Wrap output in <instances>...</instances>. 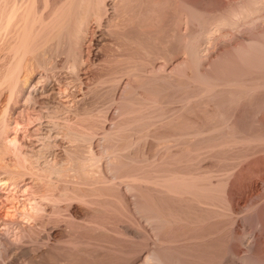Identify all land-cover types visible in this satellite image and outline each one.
<instances>
[{"label":"rangeland","instance_id":"1","mask_svg":"<svg viewBox=\"0 0 264 264\" xmlns=\"http://www.w3.org/2000/svg\"><path fill=\"white\" fill-rule=\"evenodd\" d=\"M105 1H106L105 2L106 10H104V12L106 14L103 13L104 15L102 16L99 23L98 22L96 23L93 20L90 22L88 26V32L86 33L87 36L85 35V42H83L82 46L79 48L80 50L78 49V52L79 53L81 52L80 55H82L81 59H83L82 61H84V63L82 62L81 64L83 66L78 68L77 70L78 73L76 70H73L71 67V64L73 62L72 61L73 56H72V52L70 53L71 49L69 50V47H68L69 44L65 42L66 39H63L65 38L64 36L63 38H61V40L60 39L57 40L58 42L54 41V43L50 42V43L43 45L45 48L42 47L41 45V47L39 48L40 49L39 54L41 55L39 56H42V55L44 56L39 57V59H37L38 61L36 60L37 62L33 59L32 55L31 56L29 55L30 58L27 55V58L25 59L24 63L28 65L29 70L30 69L34 70V74L32 76L33 79L31 78V80L33 81L31 82V84L27 85L26 90H24L22 96L18 98L20 99L19 100L20 102L17 100L18 102L12 105L14 106V108L11 107L12 110H9V114L11 115H8L9 116L8 120L9 121L11 120V124L13 125V126L11 125V127H13V129L18 128V130L16 131L14 130L11 133L9 132L10 137L11 138L17 137L16 139L18 140V142H20L19 144L21 146H24L23 148L25 149V152L27 151L28 153L29 152L31 153L30 150L32 148H37L39 145V143L36 141L37 139L34 134L37 133V131L38 133H41L43 131L42 129H41L42 131L40 130V123L42 124L46 122L47 120V118L45 119L44 117L42 120L37 119L36 117L41 115L39 114L40 111L44 109L45 107H47V105H49L50 108L52 107L54 109L55 107L56 110L58 109L61 111L60 112L57 110L59 113L58 115L59 117H61V120L65 119V121L63 120V122H65V124H68V125H65L59 119L58 121H60V123L64 124L67 127L69 126L73 129L75 128V130L78 127V130H76L78 132H80L81 129H83L82 132L85 131L84 129H86V131L89 130L90 132H92V139L90 136V139L92 141V146L90 143L91 141L89 140L87 146L90 145L91 148L88 146V148L90 149H87L86 151H82V149L79 148L80 146L79 144L74 143L70 145V143L68 142V139L64 135L59 134L56 136V140H55L56 146L54 149H51V150H48L49 148L46 150L44 149L43 150L44 152L42 151L43 153L39 152L42 154V155H39L40 157L31 153L32 155H35L36 158L38 159V160H35L36 158H34V156L33 158H30V160L33 159V162L29 160L31 164L32 163L35 164L37 161H40L39 165L43 166L42 164L48 161L50 163H54L58 165H60V163H62L61 165H66L68 164L66 163L68 160L70 161V159H73L71 158V154H69V152L72 153L73 155V153H77L81 151L83 153L80 152V153H77L76 155L80 154L82 155V157L84 156L93 157L94 156L96 159H98L97 160L98 162L100 160V162L98 163V166H102L101 168L104 169L106 168V165H107L106 161L109 162V158L106 154L103 153L104 152L103 145L106 143L104 139H102L103 134L104 132H108V131L113 132L114 130L118 129L117 131H115L116 133L119 132L121 134L122 132V134L125 136V133L127 132L128 136L130 135L129 137H131V139H133L134 141L133 143V141H131V139L126 134L127 136L126 138H129L130 139V140L128 139L129 142L131 141L133 145H131L130 148L127 147L128 151L121 150L122 153L121 152L120 153L122 155L130 154L128 155V157L125 156L126 158L124 157L123 158L126 160L131 159V162L129 161L130 163L133 162L132 160H134V162L136 161V163H134L133 165L131 164L129 166L130 163H125L126 160L124 161L122 158V160L124 161L123 162L124 165H122L124 166L123 170L124 168H129L131 166L132 167L134 166L133 168L137 172V173L135 172V174L143 175L144 173V172L142 173L143 168L148 167L150 168V170L152 168V170L157 169L158 171H165V170L166 171L170 170L173 172L176 171L177 173H181V175L184 173L186 174L192 173L193 175L194 173L196 175L201 174L202 179L204 177V175L202 177V174L207 172L211 176L209 177V174H205V176L208 175V177H204V181H206V183L208 181L209 183L211 182L212 184L211 183L210 185L209 183L207 184L213 188L207 192L210 193V192H213L211 190H214V193H213L214 196H209L212 198L209 199L208 197V200H207V196H206L208 194L207 192L206 194L203 193L201 195L202 192H200L199 194V192L197 193L195 189H192L194 190V192L191 191L192 196L191 194H189L190 193V190H189L188 191L189 193L188 192H187L188 194L185 193L187 195L184 194L183 199H180L184 201H180L179 198L174 197L178 200V202H176L177 200L174 199L173 201L172 199L171 200L172 203L175 202V204L174 203L171 204L170 202L167 203V200H166L165 207H167V204H168V207H170L171 210L176 209L177 211H179V213L183 215L181 217V215L179 214L181 218L187 217L186 219H188V217L190 218L191 216L195 219L194 216L200 215L198 217L200 219V217L203 215V218L201 217V219L203 220H200L199 222L197 221L198 223L197 222L195 223V221L193 222L194 219H192V222L190 221V224L186 220L188 224H185V222L183 221L185 219H181L183 221L182 224L179 225V223H181V220H180L178 224L174 225V227L176 226L175 228L172 227V229L167 230L166 232L163 231L164 233L161 232L159 233L160 235L158 234V236L155 237L154 233L151 230V227L148 226V224H146L143 221V219L140 218V216H135L133 212V208H134L133 202L135 199L133 195H135V193L134 194L130 193L125 188V185L123 183H121V185L119 184L120 187L119 189H117V191L119 192L116 191L114 193L115 195L113 194L114 195L113 197L103 196V200L107 199L108 202L110 203L104 206L105 203L102 202V206H99L100 208H102L101 211L99 210L100 213L102 214H100L99 212H98L99 214L95 213L97 211L95 212L91 211V210H94V208L92 207L96 208L98 207L97 205H100L98 203L97 205L94 204L91 207L90 204H89L90 206H87L88 204L80 202L79 200H73L71 202H68L69 207L67 206L63 207L62 215L64 214L65 217L64 215L63 216L61 215L60 218L62 219V222L60 220L58 222L59 225L57 223L55 225H52V226H55L54 229L56 228L57 230L51 229V230H45V231L29 230L28 225L30 222L28 221L26 222L24 218L19 217L20 213L19 211L16 210L17 208L22 209L24 207V203L27 204L28 202L27 199L31 197L33 198V196L36 193V188H34L35 185L32 184L34 186L33 187L31 185V181L27 180L26 183H24L23 185L21 184V186L19 185L15 190L13 189L14 186H11V184L9 186H6L5 188L4 186H2L0 188V241H1L0 243V264H29L30 254L36 255V254H39L40 252H44L46 249L48 250V248H50V250L52 251L51 253L56 254L58 251V254L60 255L62 259L66 258L65 256L68 253L67 255L70 254L71 258L74 257L73 259L75 260L78 259L76 261L81 262V263H84L86 260H89V261H86V263H89L93 259V261H95L96 263L101 262L100 264H102L103 262L106 261V263L104 264H107V262L112 261V259L114 261L119 260L120 258L125 256L128 252H131L132 250H138V253L140 251L139 254H143L145 253V251H147L148 248L160 246L161 244H163L162 243L163 241L164 243L165 241L167 243V241H171L174 239L176 240L174 242L172 241L173 244L171 242L172 246L174 247L172 249L174 251L176 250L175 252L179 250L176 254L175 253L174 254L178 256L180 260L182 259L183 264L185 263L187 264H264V144H262L264 143V140H262L263 142L260 140L261 138H264V110H263L264 102L261 101L262 104L259 106L260 108L261 106L263 107L262 111L258 110L259 107L257 105L253 107L249 106L248 108L249 116L247 114V117H246L247 119L249 117V119L248 120L246 119L247 127L246 126L244 127L243 129L245 132L244 133L242 128L239 130L240 127L235 126L237 124L233 122L234 120H232V118H230L232 111L228 109L226 103H229L227 101H231V98L228 99L229 96H225L227 95V91L228 92L230 91L229 89L232 90V87H231L232 82L233 84L237 83L238 87L232 84L233 87L234 86L236 87L234 89L237 91V89L239 88L238 83L240 81H241L240 86L241 84H242V87L243 85L245 86L244 88H241V89H245L247 88V86H250L251 88V85L254 83L253 81L256 80L255 83L257 84L254 83L252 85V88H254V85H255L256 89L254 88L255 90L254 89L253 90L254 92L256 91L255 92L256 95H254L255 93H253V96L251 98L252 99L260 98L264 100V94H263L264 93V86H263L264 76L262 77V75H264V62L262 63V61H264V54H261V52L264 53V47H262V45L264 46V0H157L158 4L159 3L161 4L159 5L157 4V6L153 5L155 7H152V8H155V10L154 9L153 10L156 12L153 13L154 15H150L149 19L147 18L149 15V12L145 10L147 9V7L145 6L149 5L148 0H146L148 5L144 3L146 2L144 0H135V1L126 0L127 1L126 3H122L121 0H105ZM168 1L170 2L168 3ZM161 7L163 9H161ZM165 7L167 8L169 7V9ZM142 12H144V14L147 16L146 17L147 19H142L143 17L145 18L144 14H143L144 16L141 15ZM166 13H167V16H165ZM138 14H140L141 18L138 17L139 16ZM135 15H138V16H135ZM155 15L159 17L157 18V20L158 19L159 20L158 21L156 20V23L153 21L157 17ZM152 16H154L155 19L151 18ZM179 17L182 18L183 20L179 19ZM133 18L135 20H133ZM138 18L141 21H139ZM150 18L151 20L153 19L152 21L154 22V24L151 22V25H150V21H151ZM221 19L222 21L225 20L223 21L224 23L221 21ZM134 21L135 22L138 21V22L135 23ZM180 21L181 23H179ZM140 23H142V28L144 27L145 29L142 30L141 26L137 27L138 26L137 24L141 25ZM152 24L154 27L152 26ZM227 24H230V25L232 24V25L230 26ZM145 25L146 26L149 25L148 26L149 28H146ZM188 29L190 30L188 31ZM202 30L203 31L205 30V31L203 32ZM210 30L211 32L212 30L214 31L211 33ZM181 31L183 32L185 31V32L181 33ZM198 31H200L199 34L203 33L204 35L197 34ZM174 32L179 38L175 35ZM192 32L194 35L192 34ZM188 34H192V36L191 35L189 36ZM174 35L176 36V38ZM193 36H194L195 42H193L194 41V39L192 38ZM200 36L201 37L203 36L204 38H201L202 39L201 40L199 38ZM176 39L178 40L177 43L175 42ZM196 39H198L200 44L198 43ZM156 40L157 41L159 40L158 43L160 42V45H157L158 43ZM180 40L183 42H180ZM183 43L186 46L188 45V48L184 46ZM191 43L193 44V46ZM251 47L252 49L250 50ZM260 47H262L263 50ZM189 49L192 51L190 52ZM193 49H197L199 52L197 50L193 51ZM253 49L256 50L255 55H257L259 51L260 53V54L258 53L259 57L255 58L256 57L254 55L255 50L253 51ZM144 50H145V53H144ZM158 52H160L161 55ZM251 53H253V55ZM153 54H154V57H153ZM177 54H179L180 56ZM188 54L191 59H189ZM190 54L192 55L190 56ZM2 56H3V53L0 54V58ZM193 56L196 59L193 58ZM182 57L186 58L185 60H186L187 67L185 66L184 70L189 68L188 69L189 71L188 70L182 71L183 73H185V74L182 73L183 75L181 74L180 71H178V73L180 74H177V72H174V71H169L170 70L169 68L171 67V65L174 64L177 60L181 59ZM187 57H188V60H187ZM138 58H141V59H138ZM48 60H49V63H48ZM141 60L143 61L141 62ZM187 61L188 63H190L189 65ZM40 62L42 65L40 64ZM150 62H152V64ZM155 62H157V64ZM1 63L2 61L0 62V64ZM138 63L141 64L142 66L139 65ZM158 64L161 66V68L164 66L162 68L163 70L159 71L160 73L158 72L157 69H154V67L158 66ZM161 64H163V66ZM250 64H253V65L250 66ZM149 68L151 72H149ZM234 69H235V74H232L231 72L234 71ZM236 70L238 71L237 73L238 75L236 74L237 72ZM246 70H247V73H246ZM156 71L159 74L156 73ZM25 72L27 73V71ZM144 72L147 74H145ZM26 73L23 72L22 76H25ZM149 73L150 74L153 73V75H150ZM192 74L195 76H193ZM178 75H182L183 77L181 76V79H180L178 78L180 77ZM229 75L230 76L234 75L232 76L233 80ZM239 75L240 76L242 75L241 76L242 78ZM152 76H154L155 78ZM191 76H193L192 79H194L195 77L196 78L198 77L197 80L199 78H202V79H199L198 81L201 82L202 80L203 83L197 84L198 82H196V78L194 80L192 79L190 80ZM201 76H204L205 78ZM149 77H150V80H148ZM22 78L24 79V77ZM203 78L205 79V81ZM185 79L189 81H186ZM212 79L214 80L213 82H212ZM249 80L252 81L253 83L250 82ZM193 81L195 82L193 83ZM209 81H211L212 83H210ZM245 82H248V83H246L245 85ZM195 83H196V86L194 85ZM204 83L207 84L208 87L207 85L206 87H204L205 86L203 85ZM214 83H217V84H214ZM260 83L263 84L262 87ZM221 84H222V87H218V86H221ZM210 85L212 87H210ZM225 85H226V88H225L226 92L223 89ZM190 86L192 88H190ZM205 88L206 90L207 88H210V90L208 89L209 92L207 91V94H205L206 93ZM257 88H259V91ZM203 90H205L204 91L205 93L203 92ZM194 92L195 93L197 92V94L199 93L198 95L200 96H198ZM180 93H181V96H180ZM201 93L204 94V96L201 95ZM218 93L220 94V96L218 95ZM259 93H261L262 95ZM186 95L188 97H191L192 99L188 97L187 98L191 100H187V98L185 99ZM221 95L222 96L224 95L226 99L224 98V100H221L223 98ZM258 95H260V97H258ZM153 97L157 99L155 100ZM146 98L149 99L148 102ZM152 99L154 100V102ZM186 100L188 103L187 102L185 103ZM197 102H199V104ZM41 103L44 106L43 108L41 107L42 106ZM189 103L192 106L193 105H196V106H193L192 108V106ZM155 104L157 106L159 105L158 108L159 107L160 108L159 109L156 108L157 106ZM149 105L155 109L151 108ZM0 106H1L0 107V111H1L3 108V105H0ZM185 107L186 108L189 107L188 109L190 110L186 109ZM221 107L223 109H220ZM50 108H48L49 110L47 108L42 110V114L46 113L47 110L49 112L51 110ZM182 108L186 110V111L184 110L185 113L184 111H182ZM253 108H256V110L255 109L253 110ZM157 109L159 111H157ZM213 109L214 110L216 109L215 111H217L218 109L219 110L215 112ZM176 111L179 113L177 114ZM180 111L182 113H180ZM220 112L221 114L226 113L223 118L225 120L228 117L226 121L228 122L229 125L223 119H220V121L218 120L219 121L218 123L216 122L217 120H215L216 123L213 121L212 123H214L215 125L211 123L208 117H210L211 115H214L215 113H216L215 115L220 116L221 115ZM258 112L261 114H259ZM121 114L122 115L124 114L125 116L122 117ZM167 114H169L171 118ZM162 115H164L165 118ZM29 118L32 120L28 121ZM173 119H177V120L175 121ZM129 120H131L132 122ZM164 120L166 122L168 121L167 124H165L166 122ZM125 121L127 122L129 121L128 123L132 124V126H129V124L127 122L125 123ZM16 122L19 125L20 124L22 125L19 126ZM163 122L165 126L163 125ZM171 122L172 123L174 122L175 123V124L173 123L174 125L182 122V125L184 124L186 128L184 127L183 128L184 131L183 129H181L182 130L181 131L180 128H177L176 126L174 127V125ZM208 122L210 124H208ZM205 123L207 124L205 125ZM251 123H252V127H251ZM119 124L121 126H119ZM122 124H124V126ZM169 124L170 125L172 124L173 126L172 125L170 126ZM125 125L129 126L130 128H127ZM182 125L180 124V126ZM217 126L218 128H216ZM124 127H125V130L127 128L126 131L124 130ZM132 127L134 128L132 129ZM200 127L201 128L203 127V128L201 129ZM212 127L215 130H211ZM228 127H230V130H227L229 129ZM189 128H192L193 130L198 129L199 131L201 132L203 131V132L200 135H195L193 134L194 131ZM121 129L122 131H120ZM129 129L130 130L132 129L134 132H131L132 130L130 131ZM176 129H178L180 133H183L185 131L187 132V133L185 132V135L183 133V136H184V138L182 136L183 140L182 138H178L179 136L177 137V135H180V134H178L179 132ZM220 130L221 131L223 130L224 132H221ZM234 130L236 132H234ZM89 131L88 133L91 134ZM213 131L214 133L217 131L216 133L217 135L213 134ZM30 133L33 135L31 136ZM225 133H227L228 135ZM250 133L251 135H249ZM241 134H242V137H241ZM243 135L245 136V139H243L244 137ZM250 136L253 138L255 137L254 139L252 138L253 144H250L252 143V141L249 142L251 140ZM167 137H169V139H172V140H169L170 142L168 143V146L167 145L164 146L163 140L167 139ZM199 137H201V139ZM256 138H259L257 139L258 143H255ZM185 139H188L187 143H186L187 140L185 141ZM242 139L245 141H243ZM175 140L177 143L174 142ZM171 141L174 144H172ZM234 141L236 145L234 144ZM259 141L262 143H259ZM230 142L233 143L234 146L232 144L230 147V144H231ZM241 142L243 144H241ZM188 143L190 144L188 145ZM224 143H230V144L226 146V144ZM185 144L187 145L185 146ZM191 144L193 146H191ZM194 144L196 145V147H194L195 146ZM199 144H202V145H199ZM241 145L244 146L245 148L242 147ZM76 146L78 148H76ZM188 146H190L191 148H189ZM194 148L198 149V151L194 150ZM190 149L192 152L191 151L189 152ZM49 151H51V153ZM123 151L125 152L123 153ZM49 153L52 155H50ZM29 157H32V156H29ZM53 157H54V160H53ZM72 157H77V156L73 155ZM143 158H145V160ZM8 160L10 161V159ZM11 162H12L11 164L10 162L8 163L11 166L12 165L14 166L15 162L14 163L13 161ZM39 165L37 164V166ZM125 165H127V167ZM34 166L37 167L36 164ZM139 167H141V170L137 171L140 169ZM133 168L131 169L133 170ZM103 169H102V173L104 171L106 172V170L103 171ZM146 171L145 173H147ZM106 173H103V175L104 174L106 175V177L105 175L104 177L106 178V181H107V179L108 180L111 179V174L109 173L106 174ZM1 175L2 174L0 172V179H4V175L2 176ZM69 175L72 177V179L71 177H69ZM69 175L66 176L67 181L65 180V177L61 180L57 179L56 181L59 183L61 181V184H60L61 186L65 185V186H69V188H73L72 186L74 187L80 186V183H78L79 181H77L78 179L76 178V180H74L75 177L72 175V173H69ZM68 178H70L69 179L70 182H68ZM205 178H208L209 180L207 181V179L205 180ZM202 179L200 180L201 182H202ZM62 181L64 183H62ZM71 181H72V184H71ZM117 181L119 182V180ZM65 182L67 183V185ZM200 183L198 184V181H197L198 185H200ZM204 186L206 187L207 185L205 184ZM29 187L31 190L29 189ZM87 187L88 188L90 187L91 189L92 186L89 185ZM26 189H28L29 192ZM34 190L35 192H32ZM153 190H154V195L156 193V198L159 200L161 199V202H165V201H162L161 196H158L161 193L159 192L158 194V191H155V189ZM27 192L30 195H27ZM149 193L153 194L152 191H150ZM194 193L196 195L198 194L201 195V196L199 195L196 196V198L201 197L203 201L205 200L204 202L209 201L208 205L213 204L211 205L212 207L209 205L207 206L208 208H206L205 206L207 204L205 203H204L205 206L204 204H202L203 206H199L197 208L193 207L191 205L192 203L190 204V202H192L191 201L192 198L195 197V195H193ZM213 194L211 193L210 195H213ZM204 195L206 197H202ZM187 201H190V202H187ZM210 201L212 203H210ZM170 204L173 206H169ZM185 204H189V206ZM192 208H195L197 210L192 209ZM204 208H206V210L213 208L215 213L213 212L212 209L211 211L214 213V215L210 211L207 212L208 210L206 211ZM205 211L207 213H212L211 215L213 216L211 217L210 215V217L209 216L207 217V213ZM186 212L187 214L190 213V216L186 215ZM192 213L193 215H191ZM11 215H17L16 219L18 220L15 219V222L12 221L14 218ZM69 216H73L75 218L77 217L78 219L77 218L76 219L78 221H81V220H82L81 222L86 221L87 224H88V221H92L94 218L98 219V221L100 220L101 223L106 222L108 224L106 223L103 224L105 225L104 227L106 228L103 230H82V231L74 230L75 232L74 233V232H71L73 230H69L70 228L67 227L68 222L71 221V217ZM134 217H136V219ZM21 227L23 228L25 227V228L22 229ZM32 232H35L36 237L34 236L33 238H31ZM70 234L75 239L74 245H70V247H68V245L66 244L63 245L62 243H60L63 241H67ZM41 236L49 237L47 238L48 241L45 242L44 246H43L44 243L41 242V238H42ZM174 236L175 238H173ZM176 236L178 238H176ZM47 242H50L49 246H47L48 245ZM168 243H167V246H168ZM4 244L6 245L3 246ZM51 246L53 248H51ZM64 246H66L67 248ZM74 246H77V247H74ZM57 248L59 249L57 250ZM68 251H71V252H68ZM133 258H131L130 260H133ZM80 259H83V260L80 261ZM187 259H188V262H187Z\"/></svg>","mask_w":264,"mask_h":264},{"label":"bare ground","instance_id":"2","mask_svg":"<svg viewBox=\"0 0 264 264\" xmlns=\"http://www.w3.org/2000/svg\"><path fill=\"white\" fill-rule=\"evenodd\" d=\"M129 1V0H128ZM135 1V0H134ZM144 1H146V0H144ZM105 0H0V54H2L3 53V58L1 57L0 58V62L2 61V65H1V67H0V105H3V108H2V112L0 113V172H1V174L2 175H4V179H0V188L2 187V186H4V188L6 187V186H9L10 184H11V186H14V190L20 185L21 186V184L23 185L24 183H26V181L27 180H30L31 181V185L33 184V185H35V187L34 188H36V193H35V195L33 196V195H31V196H33V198L31 197V198H29V199H27V204L26 203H24V207L22 208V209H20V208H17L16 210L17 211H19V217H21V218H24L25 220H26V222L28 221V222H30L29 223V225H28V229L29 230H43V231H45V230H51V229H53V230H55L54 229V227L55 226H52V225H55L56 223L58 224V222L61 220V222H62V219L60 218L61 217V215H62V209H63V207H65V206H67V207H69V205H68V202H71V201H73V200H79L80 202H83V203H85V204H88L87 206H90L91 205V207H92V205H97V203L98 204H100V205H97L98 207H92V208H94V210H91V211H93V212H95V211H97V212H95V213H97V214H99L100 213V211L102 210V208H100L99 206H102V202L103 203H105L104 204V206L105 205H108V203H110V202H108V200L107 199H104L103 200V196L105 197H107V196H109V197H113L115 194V192L117 191V189H119V184L121 185V183H123L124 185H125V188L130 192V193H135V195H133V197L136 199H134V208H133V212H134V214H135V216H140V218L141 219H143V221L146 223V224H148V226H150L151 227V230H152V232L154 233V235H155V237L156 236H158V234L159 233H164L163 231H167V230H170V229H172V227L173 228H175L174 227V225H176V224H178V222L181 220V219H185V220H183L184 222H185V224H190V221L192 222V219H194L193 217H191L190 216V213H191V211H190V213L189 214H187V212H186V215H188V216H190V218L188 217V219H186L187 217H183V218H181L183 215L181 214V213H179V211H177L176 209H172L171 210V208L170 207H168V204H167V207H165L166 205H165V203H166V200H167V203L168 202H170L171 204H175V202H173L172 203V199H173V201H174V199L175 200H177L176 198H179V200L180 199H183V195L185 194V193H187L189 190H190V193L189 194H191V191H193L194 192V190H192V189H195L196 191H197V193L199 192V194H200V192H202L201 193V195L203 194V193H205L206 194V192L207 191H209L210 189H213L211 186H209L210 185V183H209V179L208 178H205V180L207 179V183H209V185L206 183V181H204V177H208V175H206L205 176V174H209V173H207V172H205L204 174H202V177H203V175H204V177H203V179L201 178V174H199L200 175V177H199V175L197 176L194 172V175L192 174V173H184V174H182L181 175V173H177L176 171H158L157 169H155V170H152V168H151V170H150V168H148V167H146V168H143V170H145L147 173H145V171H143L142 170V173H143V175L141 174H135V170H134V166L132 167H129V168H124V170H123V167L124 166H122V165H124V161L126 160V159H124V158H126V157H128V155H130V154H128V155H122L121 153H122V151L121 150H127L128 148L127 147H129L130 148V146L131 145H133V143H134V141H133V139H131V137H129L128 136V134H127V132L125 133V136L122 134V132H121V134L119 133V132H115V131H117V130H114L113 132H110V131H108V132H104V134H103V138L102 139H104V141L106 142L104 145H103V153L104 154H106L107 156H108V158H109V162L108 161H106L107 162V165H106V168H101L102 166H98V163L100 162V160H99V162L97 161L98 159H96L94 156L93 157H82V155H80V154H78V155H76L77 153H80V152H77V153H73V155H75V156H77V157H72L73 155H72V153H70L69 152V154H71V158H73V159H70V161L68 162H66V163H68V164H66V163H64V164H66V165H61L62 163H60V165H58V164H54V163H50V162H46V163H44V164H42L43 166H40L39 164V162L40 161H37L36 163H35V161H34V163L36 164V166H37V164L39 165V166H37V167H35L34 165L35 164H31L30 163V161H32L33 162V159L32 160H30V158H33V156H34V158H36V156H38V157H40L39 155H42L41 153H43L44 151V149L46 150V149H48V150H51V149H54L55 148V140H56V136L57 135H59V134H62V135H64L67 139H68V142L70 143V145L71 144H79L80 146H79V148H81L82 149V151H86L87 149H90L91 147H90V145H88L90 148H88V146H87V144H88V142H89V140L91 141V139H92V132H90L89 130V132L91 133V134H89L88 133V131H86V129H84L85 131H83L82 132V130L83 129H81L80 130V132H78V131H76V130H78V127H77V129L75 130V128L73 129V128H71V127H67V126H65V125H68V124H65V122H63V120L65 121V119H62L61 120V117H59V113H58V111H60V110H56L55 109V107H54V109L51 107L50 108V106L49 105H47V107H45V108H50L51 110L48 112V110H47V112L46 113H44V114H42V110H44V109H42L41 111H40V113L39 114H41V115H39L38 117H36L37 119H43V117L46 119L47 118V120H46V122H44V121H42V122H44V123H40V130L42 131H40L41 133H38V131H37V133H35L34 135H35V137H36V141L39 143V145H38V147L37 148H32L30 151H31V153L32 154H35V155H32L30 152V155H29V153L26 151L25 152V149L23 148L24 146H21L19 143L20 142H18V140L15 138V137H13V138H11L10 137V135H9V132L11 133L12 131H16V130H18V128L17 129H13V127H11V120L9 121L8 120V118H9V116L8 115H11V114H9V110H12L11 109V107L12 108H14V106H12V105H14L15 103H17L20 99H18V98H20L21 96H22V94H23V92H24V90H26V87H27V85H29V84H31V82L33 81V80H31V78H32V76H33V74H34V70H29V68H28V65L27 64H25L24 63V61H25V59L27 58V55L29 56H31L32 55V57H33V59L36 61L37 59H39V57H42V56H44V55H42V56H39V55H41V54H39V48L41 47V45H42V47H44L43 45H45V44H47V43H50V42H53L54 43V41H57V40H61V38H63V36L65 37V38H63V39H66V43H68L69 44V50L71 49V51H70V53L72 52V56H73V62H72V64H71V67H72V69L73 70H78V68L79 67H81V66H83V65H81L82 64V62L84 63V61H82L83 59H81V56L82 55H80V53L78 52V49L82 46V44H83V42H85V35L87 36V32H88V26H89V24H90V22L93 20V21H95L96 23L98 22L99 23V21L101 20V18H102V16L104 15L103 13H105L104 12V10H106L105 9ZM121 2L122 3H126L127 1L126 0H121ZM140 2V1H139ZM161 2H163V1H161ZM170 1H168V3H169ZM132 3V2H131ZM137 3V2H136ZM144 3H146L147 4V1L146 2H144ZM143 3V4H144ZM164 3H166V2H164ZM134 4V3H133ZM140 4V3H139ZM138 4V5H139ZM149 4V5H148ZM148 6H145V7H147V9H145V10H147L148 12H149V15H148V17L144 14V12H142V16H144L145 15V18L143 17L142 19H149V17H150V15H154L153 13L154 12H156V11H154L155 10V8H152V7H155V6H153V5H156L157 6V4H158V2H157V0H148ZM159 4H161V3H159ZM158 4V5H159ZM130 5V4H129ZM173 5V4H172ZM171 5V6H172ZM133 6V5H132ZM164 6V5H163ZM168 6V5H167ZM114 7V6H113ZM138 7V6H137ZM136 7V8H137ZM142 7V6H141ZM158 8V7H157ZM165 8H167V7H165ZM164 8V9H165ZM171 8V7H170ZM180 8V7H179ZM142 9V8H141ZM154 9V10H153ZM161 9H163L162 7H161ZM167 9H169V7L167 8ZM178 9V8H177ZM138 10V9H137ZM172 10V9H171ZM176 10V9H175ZM146 11V12H147ZM163 11V10H162ZM165 11V10H164ZM177 11V10H176ZM182 11H184V10H182ZM134 12V11H133ZM137 12V11H136ZM135 12V13H136ZM145 12V13H146ZM167 12V11H166ZM115 13V12H114ZM169 13V12H168ZM106 14V13H105ZM140 14H138V15H135V16H138L139 18H141L140 17ZM144 14V15H143ZM185 14V13H184ZM164 15V14H163ZM177 15H178V13H177ZM179 15H180V13H179ZM182 15V14H181ZM155 16H157V15H155ZM162 16V15H161ZM165 16H167V13H166V15ZM164 16V17H165ZM173 16H174V14H173ZM147 17V18H146ZM177 17V16H176ZM138 18V19H139ZM151 18H154V16H152ZM151 18H150V20H151ZM157 18H159L158 16L156 17V19L155 20H153L155 23H156V20H157ZM187 18V17H186ZM136 19H137V17H136ZM179 19H182V18H180L179 17ZM223 19V18H222ZM222 19H221V21H222ZM133 20H135L134 18H133ZM133 20H132V22H133ZM150 21V25H151V22L154 24V22L153 21ZM159 20V19H158ZM157 20V21H158ZM174 20V19H173ZM183 20V19H182ZM186 20V19H185ZM184 20V21H185ZM139 21H141L140 19H139ZM143 21V20H142ZM221 21H219V22H221ZM223 21H225V20H223ZM222 21V22H223ZM135 22V21H134ZM138 22V21H137ZM137 22H135V23H137ZM144 22H145V20H144ZM149 22V21H148ZM177 22H178V20H177ZM188 22V21H187ZM147 23V22H146ZM158 23V22H157ZM175 23V22H174ZM179 23H181V21L179 22ZM185 23V22H184ZM224 23V22H223ZM228 23V22H227ZM111 24V23H110ZM141 25H139V24H137L138 26L137 27H140L141 26V29L143 30V29H145L144 27L142 28V23H140ZM145 24V23H144ZM153 24H152V26H153ZM218 24V23H217ZM174 25V24H173ZM181 25V24H180ZM187 25V24H186ZM219 25V24H218ZM223 25V24H222ZM226 25V24H225ZM227 25H230V24H227ZM232 25V24H231ZM230 25V26H231ZM134 26H135V24H134ZM146 26V25H145ZM149 25H147L146 26V28H149L148 27ZM183 26V25H182ZM154 27V26H153ZM152 27V28H153ZM187 27V26H186ZM185 27V28H186ZM176 28V27H175ZM175 28H174V30H175ZM140 29V30H141ZM204 29V28H203ZM208 29V28H207ZM190 29H188V31H189ZM187 31V30H186ZM203 31V30H202ZM205 31V30H204ZM203 31V32H204ZM207 31V30H206ZM214 30H212V32H213ZM173 32V31H172ZM177 32V31H176ZM180 32V31H179ZM183 31H181V33H182ZM185 32V31H184ZM183 32V33H184ZM191 32V31H190ZM189 32V33H190ZM199 32L200 31H198V33L197 34H199ZM210 32H211V30H210ZM211 32V33H212ZM112 33V32H111ZM175 33V32H174ZM209 33V32H208ZM173 34V33H172ZM179 34V33H178ZM192 34H193V32H192ZM192 34H188L189 36L191 35L192 36ZM196 34V35H197ZM203 34V33H202ZM201 33L199 34V35H202ZM175 35H176V33H175ZM174 35V36H175ZM183 35V34H182ZM181 35V36H182ZM187 35V34H186ZM194 35V34H193ZM195 35V36H196ZM204 35V34H203ZM210 35V34H209ZM162 36V35H161ZM160 36V37H161ZM177 36V35H176ZM176 36H175V38H176ZM185 36V35H184ZM198 36V35H197ZM196 36V37H197ZM206 36V35H205ZM158 37V36H157ZM178 37V36H177ZM188 37V36H187ZM179 38V37H178ZM190 38V37H189ZM193 39H194V36L192 37ZM200 39L201 38H204L203 36L201 37H199ZM62 39V40H63ZM187 39V38H186ZM154 40V39H153ZM192 40V39H191ZM197 41H198V39H196ZM202 40V39H201ZM204 40V39H203ZM210 40V39H209ZM157 41V40H156ZM155 41V42H156ZM159 41V40H158ZM158 41H157V43H158ZM177 39H176V43H177ZM190 41V40H189ZM193 41V40H192ZM205 41V40H204ZM58 42V41H57ZM62 42V41H61ZM152 42V41H151ZM180 42H183V41H181L180 40ZM179 42V43H180ZM191 42V41H190ZM190 42H189V44H190ZM193 42H195V39H194V41ZM192 42V43H193ZM209 42V41H208ZM186 43V42H185ZM191 43V44H192ZM197 43V42H196ZM198 43H199V41H198ZM210 43V42H209ZM149 44V43H148ZM187 44H188V42H187ZM200 44V43H199ZM152 45H153V43H152ZM157 45H160V42L157 44ZM183 45H184V43H183ZM196 45V44H195ZM203 45V44H202ZM67 46V45H66ZM149 46V45H148ZM155 46V45H154ZM177 46V45H176ZM179 46V45H178ZM184 46H186V45H184ZM192 46H193V44H192ZM198 46H200V45H198ZM197 46V47H198ZM50 47V46H49ZM63 47V46H62ZM61 47V48H62ZM137 47V46H136ZM141 47V46H140ZM152 47V46H151ZM150 47V48H151ZM156 47V46H155ZM155 47H154V49H155ZM159 47V46H158ZM183 47V46H182ZM187 48H188V45L186 46ZM191 47V46H190ZM262 47H264L263 45H262ZM262 47H260L261 49H262ZM45 48V47H44ZM48 48V47H47ZM66 48V47H65ZM160 48V47H159ZM184 48V47H183ZM192 48V47H191ZM190 48V49H191ZM199 48V47H198ZM197 48V49H198ZM53 49V48H52ZM141 49V48H140ZM144 49V48H143ZM153 49V48H152ZM158 49V48H157ZM185 49V48H184ZM189 49V51L191 52L192 50H190ZM197 49H193V51L194 50H197ZM252 49V47L250 48V50ZM80 50V49H79ZM160 50V49H159ZM168 50V49H167ZM199 50V49H198ZM197 50V51H198ZM255 49H253V51H254ZM263 50V49H262ZM261 50V51H262ZM142 51V50H141ZM154 51V50H153ZM162 51V50H161ZM160 51V52H161ZM177 51V50H176ZM180 51V50H179ZM183 51H185V50H183ZM183 51H181V52H183ZM186 51H187V49H186ZM200 51V50H199ZM198 51V52H199ZM258 51V50H257ZM42 52V51H41ZM45 52V51H44ZM47 52H48V50H47ZM53 52V51H52ZM147 52V51H146ZM151 52V51H150ZM156 52V51H155ZM160 52H158V53H160ZM189 52V53H190ZM250 52V51H249ZM252 52V51H251ZM140 53V52H139ZM144 53H145V50H144ZM157 53V52H156ZM163 53V52H162ZM186 53V52H185ZM188 53V52H187ZM193 53V52H192ZM197 53V52H196ZM255 53H256V50H255V52H254V55H255ZM258 53H259V51H258ZM258 53H257V55H255L254 57L255 58H257V57H259L258 56ZM44 54V53H43ZM149 54V53H148ZM182 54V53H181ZM184 54V53H183ZM250 54V53H249ZM252 55H253V53H251ZM260 54V53H259ZM261 54H264V53H262L261 52ZM143 55V54H142ZM151 55V54H150ZM160 55H161V53H160ZM177 55H179V54H177ZM192 54H190V56H191ZM198 55H199V53H198ZM243 55V54H242ZM30 56H29V58H30ZM68 56V55H67ZM141 56V55H140ZM175 56H176V54H175ZM180 56V55H179ZM185 56H186V54H185ZM31 57V58H32ZM50 57V56H49ZM144 57H145V55H144ZM147 57V56H146ZM152 57V56H151ZM153 57H154V54H153ZM163 57V56H162ZM188 57H189V54H188ZM188 57H187V60H188ZM72 58V57H71ZM156 58V57H155ZM158 58V57H157ZM160 58V57H159ZM193 58H195L194 56H193ZM138 59H141V58H138ZM143 59V58H142ZM161 59V58H160ZM176 59V58H175ZM186 58H184V57H182L181 59H179V60H177L174 64H172L171 65V67L169 68L170 70L169 71H174V72H177V74H180V73H178V71H180L181 72V74L183 73L182 71H186V70H188L189 68H187L186 70H184V67L186 66V60H185ZM189 59H191L190 57H189ZM196 59V58H195ZM158 60V59H157ZM252 60V59H251ZM38 61V60H37ZM36 61V62H37ZM139 61V60H138ZM143 60H141V62H142ZM145 61V60H144ZM162 61V60H161ZM196 61V60H195ZM42 62H43V60H42ZM147 62V61H146ZM152 62H154V61H152ZM152 62H150L151 64H152ZM158 62V61H157ZM157 62H155L156 64H157ZM264 61H262V63H263ZM31 63V62H30ZM46 63H47V61H46ZM48 63H49V60H48ZM143 63H145V62H143ZM142 63V64H143ZM148 63V62H147ZM187 63H188V61H187ZM195 63V62H194ZM243 63H244V61H243ZM247 63V62H246ZM250 63V62H249ZM252 63V62H251ZM255 63V62H254ZM253 63V64H254ZM257 63H259V62H257ZM37 64H39V63H37ZM40 64H41V62H40ZM135 64H137V63H135ZM134 64V65H135ZM139 64V63H138ZM150 64V65H151ZM155 64V65H156ZM190 63H188V65H189ZM196 64V63H195ZM194 64V65H195ZM253 64H250V66L251 65H253ZM261 64V63H260ZM36 65V64H35ZM42 65V64H41ZM40 65V66H41ZM44 65H45V63H44ZM139 65H141V64H139ZM154 65V66H155ZM162 66H163V64H161ZM166 65V64H165ZM170 65V64H169ZM257 65V64H256ZM263 65V64H262ZM31 66H33V65H31ZM130 66V65H129ZM142 66V65H141ZM153 66V67H154ZM30 67V66H29ZM47 67V66H46ZM136 67V66H135ZM148 67V66H147ZM151 67V66H150ZM164 67V66H163ZM162 67V68H163ZM167 67H168V65H167ZM187 67V66H186ZM191 67V66H190ZM197 67V66H196ZM242 67V66H241ZM240 67V68H241ZM31 68V67H30ZM39 68H41V67H39ZM38 68V69H39ZM134 68V67H133ZM143 68V67H142ZM161 68V66L158 64V66H155L154 67V69H157L158 70V72L160 71V70H163ZM245 68V67H244ZM131 69V68H130ZM137 69V68H136ZM153 69V68H152ZM29 70V71H28ZM80 70V69H79ZM146 70V69H145ZM232 70V69H231ZM25 71H27V73L25 72ZM134 71H136V70H134ZM148 71V70H147ZM165 71V70H164ZM189 71V70H188ZM191 71V70H190ZM237 71V70H236ZM23 72L24 73H26V75L25 76H22L23 75ZM139 72V71H138ZM149 72H151L150 71V68H149ZM157 71H156V73H158ZM166 72H168V71H166ZM193 72V71H192ZM245 72V71H244ZM244 72H243V74H244ZM77 73H78V71H77ZM132 73V72H131ZM135 73V72H134ZM145 73V72H144ZM154 73V72H153ZM153 73L152 74H150V75H153ZM156 73H155V75H156ZM160 73V72H159ZM158 73V74H159ZM162 73H163V71H162ZM172 73V72H171ZM232 74H235V69H234V71H232L231 72ZM238 73V71L236 72V74ZM246 73H247V70H246ZM145 74H147V73H145ZM170 74V73H169ZM175 74V73H174ZM183 74H185V73H183ZM182 74V75H183ZM186 74H187V72H186ZM129 75V74H128ZM182 75H178V76H180V77H178V78H180L181 79V76ZM188 75H189V73H188ZM193 75V74H192ZM199 75V74H198ZM198 75H196V76H198ZM238 75V74H237ZM246 75V74H245ZM262 75V74H261ZM35 76V75H34ZM136 76V75H135ZM144 76H146V75H144ZM149 76V75H148ZM170 76V75H169ZM173 76V75H172ZM185 76H187V75H185ZM193 76H195V75H193ZM193 76H191V78H190V80L192 79V77ZM230 76V75H229ZM232 76H234V75H232ZM232 76H230L231 78H232ZM240 76V75H239ZM238 76V77H239ZM242 76V75H241ZM240 76V77H241ZM244 76V75H243ZM264 75H262V77H263ZM22 77H24V79L22 78ZM140 77V76H139ZM152 77H154V76H152ZM161 77V76H160ZM163 77V76H162ZM165 77V76H164ZM175 77H177V76H175ZM183 77V76H182ZM201 77H204V76H201ZM235 77H236V75H235ZM247 77V76H246ZM134 78V77H133ZM136 78V77H135ZM148 78V77H147ZM155 78V77H154ZM196 78V77H195ZM194 78V79H195ZM198 78V77H197ZM197 78H196V82H198L197 84H201V83H203L202 82V80H201V82H199L198 80L199 79H202V78H199L198 80H197ZM205 78V77H204ZM203 78V79H204ZM242 78V77H241ZM256 78V77H255ZM261 78V77H260ZM33 79V78H32ZM129 79H130V77H129ZM153 79V78H152ZM160 79V78H159ZM188 79V78H187ZM194 79H192V80H194ZM227 79V78H226ZM238 79V78H237ZM237 79H236V81H237ZM244 79V78H243ZM135 80V79H134ZM148 80H150V77H149V79ZM156 80V79H155ZM182 80H184V79H182ZM186 80V79H185ZM225 80V79H224ZM231 80V79H230ZM232 80H233V78H232ZM239 80V79H238ZM245 80V79H244ZM255 80V79H254ZM264 80V79H263ZM153 81V80H152ZM161 81V80H160ZM186 81H189V80H186ZM204 81H205V79H204ZM214 80L212 79V82H213ZM220 81V80H219ZM226 81V80H225ZM228 81H229V79H228ZM228 81H227V83H228ZM248 81V80H247ZM250 81V80H249ZM259 81H261V80H259ZM157 82V81H156ZM192 82V81H191ZM195 81H193V83H194ZM210 83H212L211 81H209ZM216 82V81H215ZM224 82V81H223ZM244 82V81H243ZM250 82H252V81H250ZM254 83L256 82V80L255 81H253ZM252 82V83H253ZM180 83V82H179ZM183 83V82H182ZM207 83V82H206ZM222 83V82H221ZM231 83V82H230ZM240 83H241V81L238 83V85H239V88L237 89V91L234 89V88H236L235 86H237V83L236 84H233V82L231 83V87H232V90L231 89H229V88H227V89H229L230 91L228 92L227 91V95H225V96H229L228 97V99H230L231 98V101H227V102H229V103H226L227 104V107H228V109L229 110H231L232 111V114L230 115L231 117L230 118H232V120H234L233 122H235L237 125H235V126H239L240 128H239V130L242 128V130L244 129V127L246 126L247 127V120L249 119V117H248V119L246 118L247 117V114H248V108H249V106L251 107H253V106H260L261 104H262V102L261 101H263L264 102V100H262V99H252L251 97L253 96V93H255L254 92V90L256 89L255 88V85H254V88H252V85L254 84H252L251 85V88H250V86H247V88H245V89H241V88H244L245 86L243 85V87H242V84H241V86H240ZM246 83H248V82H245V85H246ZM181 84V83H180ZM185 84H186V82H185ZM184 84V85H185ZM214 84H217V83H214ZM223 84V83H222ZM222 84H221V86H218V87H222ZM232 84L233 85H235L234 87L232 86ZM255 84H257V83H255ZM193 85V84H192ZM195 86H196V83L194 84ZM203 85H205L204 87H206V85L207 84H203ZM212 85V84H211ZM210 85V87H212ZM248 85V84H247ZM260 85H261V87H262V85L263 84H261L260 83ZM181 86V85H180ZM199 86V85H198ZM201 86V85H200ZM213 86H215V85H213ZM257 86H259V85H257ZM264 86V85H263ZM183 87V86H182ZM203 87V86H202ZM201 87V88H202ZM207 87H208V85H207ZM227 87H229V86H227ZM230 87V88H231ZM238 87V86H237ZM249 87V88H248ZM186 88V87H185ZM190 88H192L191 86H190ZM196 88V87H195ZM200 88V89H201ZM217 88V87H216ZM225 88H226V85H225V87L223 88L224 89V91H225ZM260 88V87H259ZM259 88H257L258 89V91H259ZM184 89V88H183ZM204 89V88H203ZM210 90V88H207V90H206V88H205V90H206V93L204 92L205 90H203V92L205 93V94H207V91L209 92V90ZM213 89H214V87H213ZM218 89V88H217ZM220 89V88H219ZM254 89V90H253ZM181 90V89H180ZM198 90H199V88H198ZM198 90H197V92H198ZM216 90V89H215ZM214 90V91H215ZM222 90V89H221ZM188 91V90H187ZM195 91V90H194ZM212 91V90H211ZM183 92V91H182ZM197 92L195 93V94H197ZM202 92V91H201ZM213 92V91H212ZM226 92V91H225ZM199 93H200V91H199ZM198 93V94H199ZM214 93V92H213ZM262 93V92H261ZM261 93H259V94H261ZM178 94V93H177ZM197 94V95H198ZM217 94V93H216ZM222 94V93H221ZM224 94V93H223ZM264 94V93H263ZM185 95V94H184ZM188 95H189V93H188ZM201 95H203L204 96V94H202L201 93ZM218 95L220 96V94L218 93ZM254 95H256V93L254 94ZM262 95V94H261ZM180 96H181V93H180ZM198 96H200V95H198ZM222 96V95H221ZM142 97V96H141ZM140 97V98H141ZM176 97V96H175ZM174 97V98H175ZM188 96L186 95V97H185V99L187 98ZM216 97V96H215ZM223 98L221 99V100H224V95L222 96ZM258 97H260V95H258ZM16 98V99H15ZM144 98V97H143ZM154 99H155V97H153ZM180 98V97H179ZM188 98H191V97H188ZM187 98V100H191V99H188ZM194 98H196V97H194ZM201 98V97H200ZM221 98V97H220ZM138 99V98H137ZM147 99V102H148V98H146ZM157 99V98H156ZM155 99V100H156ZM176 99V98H175ZM202 99V98H201ZM226 99V98H225ZM16 100V101H15ZM18 100V101H17ZM139 100V99H138ZM142 100V99H141ZM153 100V99H152ZM151 100V101H152ZM180 100V99H179ZM184 100V99H183ZM187 100L185 101V103L187 102ZM195 100H197V99H195ZM204 100H205V98H204ZM203 100V101H204ZM217 100V99H216ZM15 101V102H14ZM26 101H27V99H26ZM181 101V100H180ZM199 101V100H198ZM14 102V103H13ZM20 102V101H19ZM143 102V101H142ZM153 102H154V100H153ZM156 102V101H155ZM160 102V101H159ZM223 102V101H222ZM221 102V103H222ZM13 103V104H12ZM44 103V102H43ZM181 103V102H180ZM184 103V102H183ZM188 103V102H187ZM192 103V102H191ZM198 104H199V102H197ZM207 103V102H206ZM205 103V104H206ZM42 104V103H41ZM141 104V103H140ZM152 104V103H151ZM150 104V105H151ZM157 104H158V102H157ZM190 104V103H189ZM195 104H196V102H195ZM264 104V103H263ZM148 105V104H147ZM149 105V106H150ZM153 105V104H152ZM156 105V104H155ZM185 105V104H184ZM191 105V104H190ZM223 105V104H222ZM224 105H225V103H224ZM41 106V105H40ZM46 106V105H45ZM143 106V105H142ZM154 106V105H153ZM157 106V105H156ZM159 106V105H158ZM158 106L156 107V108H158ZM170 106V105H169ZM187 106V105H186ZM192 106V105H191ZM193 106H196V105H193ZM193 106H192V108H193ZM1 107V106H0ZM42 108L44 107L43 106V104H42V106H41ZM151 107V106H150ZM162 107V106H161ZM171 107V106H170ZM182 107V106H181ZM218 107V106H217ZM223 107V106H222ZM220 108V109H223V108ZM225 107H226V105H225ZM124 108V107H123ZM146 108V107H145ZM151 108H153V107H151ZM160 108V107H159ZM158 108V109H159ZM164 108V107H163ZM162 108V109H163ZM184 108V107H183ZM182 108V111H184L185 109H183ZM186 108V107H185ZM189 107H187L186 109H188ZM260 108V107H259ZM258 108V110H261L262 111V106H261V108L259 109ZM153 109H155V108H153ZM157 109V111H159ZM165 109V108H164ZM173 109V108H172ZM217 109V108H216ZM215 109V110H216ZM225 109V108H224ZM256 110V108H253V110ZM178 110V109H177ZM188 110H190V109H188ZM214 110V109H213ZM214 110V111H215ZM219 110V109H218ZM217 110V111H218ZM226 110H227V108H226ZM228 110V111H229ZM263 110H264V108H263ZM38 111H39V109H38ZM151 111V110H150ZM156 111V112H157ZM164 111V110H163ZM186 111V110H185ZM185 111H184V113H185ZM213 111V112H214ZM217 111H215V112H217ZM221 111V110H220ZM250 111V110H249ZM61 112V111H60ZM154 112V111H153ZM168 112V111H167ZM172 112V111H171ZM177 112V111H176ZM188 112V111H187ZM211 112V111H210ZM222 112V111H221ZM221 112H220V114H221ZM225 112V111H224ZM227 112V111H226ZM230 112V111H229ZM228 112V113H229ZM260 112V111H259ZM258 112V113H259ZM151 113V112H150ZM158 113V112H157ZM164 113V112H163ZM162 113V114H163ZM175 113V112H174ZM179 112H177V114H178ZM180 113H182L181 111H180ZM183 113V114H184ZM219 113V112H218ZM217 113V114H218ZM255 113V112H254ZM257 113V112H256ZM155 114V113H154ZM161 114V113H160ZM159 114V115H160ZM216 114V113H215ZM211 115V114H209V115H211L210 117H208L209 118V120L211 121V123L214 121L215 122V120H217L216 122L218 123L219 121H220V119H223L224 120V115L226 114V113H224V114H219L220 116H217V115ZM253 114V113H252ZM259 114H261V113H259ZM258 114V115H259ZM61 115V114H60ZM122 115V114H121ZM168 116H169V114H167ZM174 115V114H173ZM185 115V114H184ZM251 115V114H250ZM125 115L123 114L122 115V117H124ZM163 117H164V115H162ZM166 116V115H165ZM167 116V117H168ZM175 116H177V115H175ZM179 116H180V114H179ZM207 116V115H206ZM227 116V115H226ZM248 116H249V114H248ZM153 117V116H152ZM170 117V116H169ZM205 117V116H204ZM252 117V116H251ZM259 117V116H258ZM128 118V117H127ZM145 118V117H144ZM159 118H160V116H159ZM165 118V117H164ZM171 118V117H170ZM185 118V117H184ZM187 118V117H186ZM228 118V117H227ZM226 118V119H227ZM36 119V120H37ZM61 120L64 124H62V123H60V121H58V120ZM156 119V118H155ZM178 119V118H177ZM177 119H173V120H177ZM188 119H190V118H188ZM226 119L224 120L225 122H227L226 121ZM247 119V120H246ZM254 119H256V118H254ZM27 120V119H26ZM26 120H25V122H26ZM30 120H32V119H30L29 118V120L28 121H30ZM40 120V121H41ZM128 120V119H127ZM132 120V119H131ZM131 120H129V121H131ZM135 120V119H134ZM151 120V119H150ZM157 120V119H156ZM160 120V119H159ZM165 120H167V119H165ZM164 120V121H165ZM172 120V121H173ZM182 120H183V118H182ZM181 120V121H182ZM187 120V119H186ZM185 120V121H186ZM201 120H203V119H201ZM219 120V121H218ZM251 120V119H250ZM23 121V120H22ZM27 121V122H28ZM82 121V120H81ZM92 121V120H91ZM128 121V122H129ZM161 121H162V119H161ZM174 121V122H175ZM188 121V120H187ZM196 121V120H195ZM208 121V120H207ZM223 121V122H224ZM254 121V120H253ZM259 121V120H258ZM39 122V121H38ZM79 122V121H78ZM95 122V121H94ZM127 121H125V123H126ZM127 122V123H128ZM132 122V121H131ZM166 122V121H165ZM168 122V121H167ZM167 122L165 123V124H167ZM173 122V123H174ZM194 122V121H193ZM192 122V123H193ZM199 122V121H198ZM215 122V123H216ZM221 122H222V120H221ZM224 122V123H225ZM229 122H230V120H229ZM17 123V122H16ZM15 123V124H16ZM20 123V122H19ZM80 123V122H79ZM82 123H84V122H82ZM81 123V124H82ZM86 123V122H85ZM156 123V122H155ZM158 123H160V122H158ZM172 123V122H171ZM172 123V124H173ZM177 123V122H176ZM190 123V122H189ZM195 123V122H194ZM253 123V122H252ZM252 123H251V127H252ZM258 123V122H257ZM18 124V123H17ZM24 124V123H23ZM25 124H27V123H25ZM74 124V123H73ZM87 124V123H86ZM85 124V125H86ZM92 124V123H91ZM129 124V126H132V124H130V123H128ZM127 124V125H128ZM151 124V123H150ZM165 124H164V122H163V125L165 126ZM171 124V125H172ZM175 124V123H174ZM173 124V125H174ZM180 124L182 125V122H180V123H178V124H176V125H174V127L176 126L177 128H180V130L181 129H183L184 127H185V125L183 126H180ZM200 124V123H199ZM202 124V123H201ZM207 123H205V125H206ZM208 124H210L209 122H208ZM212 124H214V123H212ZM223 124V123H222ZM227 124H228V122H227ZM256 124V123H255ZM19 125V124H18ZM18 125H16V126H18ZM20 125H22V124H20ZM19 125V126H20ZM71 125V124H70ZM123 126H124V124H122ZM156 125H158V124H156ZM162 125V124H161ZM170 125V124H169ZM168 125V126H169ZM170 125V126H171ZM172 125V126H173ZM189 125V124H188ZM193 125H195V124H193ZM215 125V124H214ZM219 125V124H218ZM220 125H221V123H220ZM226 125V124H225ZM229 125V124H228ZM254 125V124H253ZM13 126V125H12ZM25 126V125H24ZM77 126V125H76ZM84 126V125H83ZM88 126H89V124H88ZM117 126V125H116ZM119 126H121L120 124H119ZM122 126V127H123ZM126 126V125H125ZM129 126H126L127 128H130ZM167 126V127H168ZM192 126V125H191ZM196 126H197V124H196ZM199 126V125H198ZM204 126V125H203ZM209 126V125H208ZM210 126H212V125H210ZM227 126V125H226ZM232 126V125H231ZM249 126V125H248ZM74 127V126H73ZM85 127V126H84ZM83 127V128H84ZM160 127V126H159ZM173 127V128H174ZM188 127V126H187ZM213 127H215V126H213ZM213 127H212V129L211 130H215V129H213ZM224 127V126H223ZM222 127V128H223ZM14 128H16V127H14ZM120 128V127H119ZM127 128H126V130H127ZM134 127H132V129H133ZM164 128H166V127H164ZM186 128V127H185ZM194 128V127H193ZM198 128V127H197ZM201 128V127H200ZM199 128V129H200ZM203 128V127H202ZM201 128V129H202ZM207 128V127H206ZM205 128V129H206ZM216 128H218V126L216 127ZM219 128H220V126H219ZM229 129H227V130H230V127H228ZM238 128V127H237ZM131 129V130H132ZM171 129V128H170ZM189 129H192V128H189ZM200 129V130H201ZM224 129V128H223ZM246 129V128H245ZM95 130V129H94ZM124 130H125V127H124ZM125 130V131H126ZM130 130V129H129ZM130 130V131H131ZM138 130V129H137ZM159 130V129H158ZM175 130V129H174ZM176 130H178V129H176ZM187 130H188V128H187ZM193 130V129H192ZM191 130V131H192ZM226 130V129H225ZM232 130V129H231ZM250 130V129H249ZM248 130V131H249ZM27 131V130H26ZM106 131V130H105ZM120 131H122V129L120 130ZM170 131V130H169ZM173 131V130H172ZM182 131V130H181ZM183 131H184V129H183ZM190 131V132H191ZM194 131V133L193 134H195V135H200V134H202V132L201 131H199L198 129H194L193 130ZM210 131V130H209ZM221 131V130H220ZM28 132H29V130H28ZM86 132V133H85ZM131 132H134L133 130L131 131ZM163 132V131H162ZM178 134H180V135H177V137L178 138H182V136H183V133H184V135H185V132H183V133H180V131L178 130ZM189 132V131H188ZM212 132V131H211ZM221 132H224L223 130L221 131ZM230 132V131H229ZM234 132H236L235 130H234ZM243 132H244V130H243ZM32 133V132H31ZM30 133V134H31ZM96 133V132H95ZM119 133V134H118ZM173 133H175V132H173ZM172 133V134H173ZM177 133V132H176ZM187 133V132H186ZM206 133V132H205ZM217 133V131L214 133V131H213V134H215V135H217L216 134ZM219 133V132H218ZM238 133V132H237ZM245 133V132H244ZM249 133V132H248ZM126 134H127V136L131 139V141H133V143L131 142H129V138H126L127 136H126ZM136 134V133H135ZM165 134V133H164ZM171 134V133H170ZM189 134V133H188ZM212 134V133H211ZM210 134V135H211ZM225 134H227V133H225ZM240 134V133H239ZM33 134H31V136H32ZM132 135H134V134H132ZM187 135V134H186ZM191 135V134H190ZM218 135H220V134H218ZM222 135H224V134H222ZM228 135V134H227ZM235 135V134H234ZM245 135V134H244ZM243 135V136H244ZM249 135H251V133L249 134ZM90 136H91V139H90ZM194 136V135H193ZM230 136V135H229ZM233 136V135H232ZM135 137V136H134ZM171 137V136H170ZM195 137V136H194ZM196 137H198V136H196ZM202 137H204V136H202ZM234 137V136H233ZM236 137V136H235ZM241 137H242V134H241ZM241 137H240V139H241ZM246 137H247V135H246ZM172 138V137H171ZM183 138H184V136H183ZM183 138H182V140H183ZM187 138V137H186ZM190 138V137H189ZM200 139H201V137H199ZM252 138L253 137H251L250 136V141L249 142H251L252 141V143H250V144H253V140H252ZM255 138V137H254ZM253 138V139H254ZM261 138V137H260ZM129 139V140H128ZM135 139V138H134ZM140 139V138H139ZM165 139V138H164ZM175 139V138H174ZM173 139V140H174ZM195 139V138H194ZM243 139H245V136L243 137ZM242 139V140H243ZM247 139H248V137H247ZM257 139H259V138H256V142L255 143H258V141H257ZM163 140V139H162ZM169 140H172V139H169V137H167V139H165V140H163V144H164V146H168V143L170 142ZM179 140V139H178ZM187 140V141H186ZM197 140V139H196ZM199 140V139H198ZM231 140V139H230ZM234 140V139H233ZM232 140V141H233ZM236 140V139H235ZM261 141L262 140H264V138H261L260 139ZM139 141V140H138ZM137 141V142H138ZM185 141H186V143L188 142V139H185ZM191 141V140H190ZM226 141V140H225ZM224 141V142H225ZM229 141V140H228ZM231 141V142H232ZM238 141V140H237ZM243 141H245V140H243ZM242 141V142H243ZM140 142V141H139ZM142 142V141H141ZM175 143H177L176 142V140L174 141ZM180 142V141H179ZM184 142V141H183ZM192 142V141H191ZM230 142V143H231ZM239 142V141H238ZM241 142V144H243ZM263 142V141H262ZM262 142H260L259 141V143H262ZM91 143V146H92V141L90 142ZM89 143V144H90ZM171 143H172V141H171ZM171 143H170V145H171ZM195 143V142H194ZM230 143H224V144H226V146L228 145V144H230ZM101 144H103V143H101ZM162 144V143H161ZM172 144H174V143H172ZM181 144H182V142H181ZM190 143H188V145H189ZM203 144V143H202ZM202 144H199V145H202ZM233 143H231L230 144V147H231V145H232ZM234 144H235V141H234ZM234 144H233V146H234ZM238 144V143H237ZM244 144H245V142H244ZM250 144H249V146H250ZM262 144H264V143H262ZM23 145V144H22ZM129 145V146H128ZM187 144H185V146H186ZM195 145V144H194ZM198 145V146H199ZM236 145V144H235ZM240 145V144H239ZM247 145H248V143H247ZM258 145H260V144H258ZM191 146H193L192 144H191ZM225 146V145H224ZM223 146V147H224ZM232 146V147H233ZM242 146V145H241ZM101 147H102V145H101ZM126 147V148H125ZM149 147V146H148ZM189 148H191L190 146H188ZM194 147H196V145L194 146ZM202 147V146H201ZM229 147V148H230ZM242 147H244V146H242ZM73 148V147H72ZM76 148H78L77 146H76ZM125 148V149H124ZM167 148V147H166ZM225 148V147H224ZM245 148V147H244ZM35 149H37V150H35ZM80 149V150H81ZM198 149H199V147H198ZM198 149H195L194 148V150H197L198 151ZM68 150V149H67ZM188 150V149H187ZM186 150V151H187ZM202 150V149H201ZM43 151V152H42ZM79 151V150H78ZM89 151V150H88ZM92 151V150H91ZM125 151H123V153L125 152ZM128 151V150H127ZM184 151V150H183ZM191 151V149L189 150V152ZM199 151H200V149H199ZM36 152V153H35ZM39 152H41V153H39ZM48 152V151H47ZM50 153H51V151H49ZM75 152V151H74ZM93 152V151H92ZM91 152V153H92ZM121 152V153H120ZM192 152V151H191ZM194 152V151H193ZM28 153V154H27ZM38 153V154H37ZM49 153V154H50ZM81 153H83V152H81ZM87 153H89V152H87ZM102 153V154H103ZM188 153V152H187ZM197 153V152H196ZM45 154V153H44ZM85 154V153H84ZM195 154V153H194ZM50 155H52V154H50ZM87 155V154H86ZM93 155H95V154H93ZM29 156H32V157H29ZM92 156V155H91ZM98 156V155H97ZM103 156V155H102ZM106 156V157H107ZM126 156V157H125ZM101 157V156H100ZM104 157V156H103ZM102 157V158H103ZM105 157V158H106ZM124 157V158H123ZM48 158V157H47ZM68 158H70V157H68ZM107 158V159H108ZM122 158H123V160H122ZM133 158V157H132ZM145 158H147V157H145ZM145 158H143L144 160H145ZM8 159H10V161L8 160ZM101 159V158H100ZM129 159H130V157H129ZM15 160V161H14ZM30 160V161H29ZM35 160H38L37 158L35 159ZM48 160V159H47ZM53 160H54V157H53ZM135 160H137V159H135ZM11 161H13V163L15 162V165L13 166H11L10 164L12 163ZM128 161V162H127ZM131 162V159L130 160H126L125 161V163H130ZM133 162L132 163H130L129 164V166L132 164H134V163H136V161L134 162V160H132ZM150 161V160H149ZM8 162H10V164L8 163ZM53 162V161H52ZM140 162H142V161H140ZM144 162V161H143ZM148 162V161H147ZM109 163V164H108ZM138 163V162H137ZM142 164V163H141ZM145 164V163H144ZM151 164V163H150ZM128 165V164H127ZM127 165H125L126 167H127ZM136 165V164H135ZM149 165V164H148ZM153 165V164H152ZM137 166H138V164H137ZM140 166V165H139ZM145 166V165H144ZM155 166V165H154ZM104 167V166H103ZM131 168H133V170L131 169ZM138 168V167H137ZM140 169L139 170H137V171H140L141 170V167H139ZM148 168V169H147ZM165 168V167H164ZM167 168V167H166ZM102 169H103V171L104 170H106V172L107 173H109V174H111V179L110 180H108L107 179V181H106V175H105V177H104V175H103V173H106L105 171L102 173ZM135 169H136V167H135ZM159 170H161V169H159ZM181 172V171H180ZM186 172V171H185ZM69 173H72V175L75 177V179L74 180H76V178L78 179L77 181H79L78 183H80V186H72L73 188H69V186H61L60 184H61V181H60V183L59 182H57L56 180L58 179H63L64 177H65V180L67 179V177L66 176H68L69 175ZM106 173V174H107ZM137 173V172H136ZM192 174V175H191ZM1 175V176H2ZM109 176V175H108ZM211 175L209 174V177H210ZM69 177H71L70 175H69ZM73 177V178H74ZM124 178V179H123ZM202 179V182H204V183H202L200 180ZM69 179L70 178H68V182H70L69 181ZM71 179H72V177H71ZM122 179V180H121ZM117 180H119V182L117 181ZM67 181V180H66ZM197 181H198V184L200 183V185L201 186H203V187H201L200 185H198L197 184ZM200 181V182H199ZM62 183H64L63 181H62ZM66 183V182H65ZM77 183V182H76ZM77 183V184H78ZM71 184H72V181H71ZM123 184H122V186H123ZM149 186H148V185ZM207 185L206 187L204 186V185ZM212 184V183H211ZM66 185H67V183H66ZM74 185V184H73ZM76 185V184H75ZM92 186L91 187V189H90V187L88 188L87 186ZM213 186V185H212ZM116 187H118V188H116ZM155 189V191H158V194H159V192L163 195H158V196H161V198H162V201H165V202H161V199L159 200V199H157L156 198V193H155V195H154V190L152 189ZM211 187V188H210ZM32 188V187H31ZM124 188V189H125ZM29 189H30V187H29ZM122 189V188H121ZM149 189H150V191H152L153 192V194H151V193H149L150 191H149ZM156 189H158V190H156ZM215 189V188H214ZM26 190H28V189H26ZM31 190V189H30ZM148 190V191H147ZM25 191V190H24ZM121 191H123V190H121ZM196 191H195V193H196ZM211 191H213V192H207L208 194L206 195L207 196V200H208V197L209 196H214V190H211ZM28 192H29V190H28ZM27 192V195H30L29 193ZM32 192H35V190L34 191H32ZM117 192H119V191H117ZM128 192V193H129ZM121 193V192H120ZM187 193V194H188ZM193 194V195H195V197L194 198H196V196H198V195H196V194ZM213 194V195H210V194ZM33 194V193H32ZM114 194V195H113ZM187 194H185V195H187ZM201 195H199V196H201ZM191 196H192V194H191ZM205 195L204 196H202V197H206ZM102 197V198H101ZM174 197H176V198H174ZM186 197V196H185ZM194 198H192V202H190V201H187V202H190V204L193 206V207H195V208H197V207H199V206H203L202 204H207L206 206H205V204H204V206L206 207V208H208L207 206H209L208 205V203H209V201L208 202H204L203 200H202V198L200 199V198H196V199H194ZM212 197H209V199H211ZM204 199V198H203ZM206 199V198H205ZM116 200H117V198H116ZM128 201H130V200H128ZM180 201H184V200H180ZM180 201H179V203H180ZM19 202V201H18ZM176 202H178V200L176 201ZM130 203V202H129ZM164 203V204H163ZM210 203H212L211 201H210ZM71 204V203H70ZM90 204V205H89ZM169 205V206H173V205ZM177 204V203H176ZM16 205V204H15ZM183 205V204H182ZM185 205H188L189 206V204H185ZM211 205H213V204H211ZM210 205V206H211ZM103 206V207H104ZM191 207V206H190ZM212 207V206H211ZM89 208V207H88ZM98 208H100V209H98ZM107 208V207H106ZM168 208V209H167ZM170 208V209H169ZM185 208V207H184ZM189 208V207H188ZM195 208H192V209H195ZM206 208H204L205 210H206ZM104 209V208H103ZM200 209V208H199ZM202 209V208H201ZM212 210H213V212H214V209L213 208H211ZM211 209H207L206 211L207 212H212L211 211ZM87 210V209H86ZM86 210H84V211H86ZM90 210H89V212H90ZM100 210V211H99ZM180 210V209H179ZM187 210H189V209H187ZM195 210H197V209H195ZM16 211V212H17ZM83 211V212H84ZM194 211V210H193ZM205 211V212H206ZM99 212V213H98ZM107 212V211H106ZM180 212H182V211H180ZM189 212V211H188ZM195 212V211H194ZM199 212V211H198ZM206 212V213H207ZM212 212V213H213ZM66 213V212H65ZM86 213V212H85ZM88 213V212H87ZM197 213V212H196ZM203 213V212H202ZM212 213H207V217L209 216L210 217V215L212 214ZM215 213V212H214ZM214 213H213V215H214ZM92 214V213H91ZM94 214V213H93ZM96 214V215H97ZM100 214H102V213H100ZM131 214H132V212H131ZM181 215V217H180V215ZM185 214V213H184ZM209 214V215H208ZM64 215V214H63ZM62 215V216H63ZM86 215V214H85ZM89 215V214H88ZM185 215V216H186ZM191 215H193V213L191 214ZM196 215V214H195ZM213 215H211V217L213 216ZM11 216H13V220L12 221H14L15 222V219H16V216L17 215H11ZM76 216V215H75ZM98 216V215H97ZM104 216H106V215H104ZM103 216V217H104ZM197 216V215H196ZM196 216H194L195 217V219L193 220V222L195 221V223L198 221H200V220H203V219H201V217L203 218V215L200 217V219L198 218L199 216H197V218H196ZM64 217H65V215H64ZM69 217H71V221L70 222H68V226L67 227H69V228H67V229H69V230H73V231H71V232H74V230H103V229H106L104 226L105 225H103L104 223H106V222H103V223H101L100 222V220L98 221V219H93L92 221H88V224H87V222L85 223L84 221L83 222H81V221H78L75 217H73V216H69ZM92 217V216H91ZM63 218V217H62ZM97 218V217H96ZM99 218V217H98ZM135 219H136V217H134ZM206 218V217H205ZM91 219V218H90ZM100 219V218H99ZM103 219V218H102ZM107 219V218H106ZM199 219V220H198ZM16 220H18V219H16ZM84 220V219H83ZM97 220V221H96ZM105 220V219H104ZM186 220L188 221V223L186 222ZM11 221V220H10ZM102 221V220H101ZM182 220H181V223H179V225L180 224H182V222H183ZM20 222V221H19ZM140 222V221H139ZM138 222V223H139ZM197 222V223H198ZM66 223V222H65ZM83 223H85V224H83ZM28 224V223H27ZM106 224H108V223H106ZM111 224V223H110ZM141 224V223H140ZM19 225V224H18ZM59 225V224H58ZM57 225V226H58ZM21 226V225H20ZM19 226V227H20ZM56 226V227H57ZM178 226V225H177ZM26 227V226H25ZM24 227V228H25ZM104 227V228H103ZM22 229H24L23 227H21ZM58 228V227H57ZM27 229V230H28ZM57 230V229H56ZM59 230V229H58ZM150 230V229H149ZM184 231V230H183ZM36 232V231H35ZM35 232H32L31 234V238H33L34 236L36 237V234H35ZM42 232V231H41ZM86 232V231H85ZM170 232H172V231H170ZM38 233V232H37ZM40 233V232H39ZM48 233V232H47ZM75 233V232H74ZM77 233V232H76ZM87 233V232H86ZM169 233V232H168ZM43 234V233H42ZM50 234V233H49ZM184 234V233H183ZM41 235V234H40ZM79 235V234H78ZM160 235V234H159ZM180 236V235H179ZM42 237V236H41ZM47 238H49V237H46V236H43L42 238H41V242L42 243H44L43 244V246L45 245V242L46 241H48L47 240ZM167 238V237H166ZM169 238V237H168ZM173 238H175V236L173 237ZM176 238H178L177 236H176ZM164 239V238H163ZM197 239V238H196ZM49 240H51V239H49ZM66 240V239H65ZM170 240V239H169ZM176 239H174V240H171V241H167V243L168 242H170V243H168V246H167V243H166V241H165V243H164V241L162 242L163 244H161L160 246H155V247H152V248H148L147 249V251H145V253H143V254H139L140 253V251H139V253H138V250H132L131 252H128L125 256H123L122 258H120L119 260H117V261H114L113 259H112V261H110L109 259V261L110 262H107V264H183L182 263V259L180 260V258L178 257V256H176L175 254L179 251H177V252H175L172 248H174L173 246H172V244H173V242L175 241ZM198 240V239H197ZM63 241V240H62ZM173 241V242H172ZM171 242H172V244H171ZM199 242V241H198ZM210 242V241H209ZM0 243H1V241H0ZM41 243V244H42ZM49 243L50 242H47V246H49ZM60 243H62L63 245L64 244H66V245H68V247H70V245H74L75 244V239L72 237V235L70 234L69 235V237H68V239H67V241H63V242H60ZM208 243V242H207ZM206 243V244H207ZM41 244H39V245H41ZM166 244V245H165ZM193 244V243H192ZM6 244H4L3 246H5ZM52 245V244H51ZM82 245V244H81ZM80 245V246H81ZM158 245V244H157ZM2 246V245H1ZM187 246V245H186ZM189 246V245H188ZM196 246V245H195ZM53 247H54V245H53ZM52 246H51V248H53ZM62 247V246H61ZM64 247H66V246H64ZM74 247H77V246H74ZM179 247V246H178ZM67 248V247H66ZM65 248V249H66ZM80 248V247H79ZM182 248V247H181ZM192 248V247H191ZM190 248V249H191ZM46 249V248H45ZM55 249V248H54ZM53 249V250H54ZM59 248H57V250H58ZM137 249V248H136ZM176 249V248H175ZM178 249V248H177ZM184 249V248H183ZM187 249V248H186ZM188 249H189V247H188ZM32 250V249H31ZM67 250V249H66ZM66 250H64V251H66ZM69 250V249H68ZM129 250V249H128ZM192 250V249H191ZM42 251H44V250H42ZM73 251V250H72ZM126 251V250H125ZM173 251V252H172ZM193 251V250H192ZM27 252V251H26ZM52 251L50 250V248H48V250L46 249L44 252H40L39 254H30V260H29V264H100V263H96L95 261H93V259H92V261L94 262H89V263H86V261H89V260H86L85 262L84 261H82V262H84V263H81V262H78V261H76V260H78V259H73V258H71V255L69 254V255H67L66 254V258H64V259H62L61 257H60V255L58 254V251H57V253L55 254V253H51ZM68 252H71V251H68ZM195 252V251H194ZM29 253V252H28ZM63 253V252H62ZM175 253V254H174ZM192 253V252H191ZM64 254V253H63ZM179 254V253H178ZM177 254V255H178ZM197 254V253H196ZM209 254V253H208ZM180 255V254H179ZM187 255V254H186ZM190 255V254H189ZM63 256V255H62ZM191 256H193V255H191ZM190 256V257H191ZM79 257V256H78ZM133 257H135V258H133ZM182 257H184V256H182ZM198 257V256H197ZM217 257V256H216ZM131 258H133V260H130ZM137 258V259H136ZM186 258V257H185ZM199 258V257H198ZM222 258V257H221ZM136 259V260H135ZM205 259V258H204ZM213 259V258H212ZM223 259V258H222ZM81 260H83V259H80V261ZM121 260V261H120ZM186 261V260H185ZM202 261H203V259H202ZM223 261V260H222ZM187 262H188V259H187ZM206 262H207V260H206ZM210 262V261H209ZM104 263H106V261L105 262H103L102 264H104ZM212 263V262H211ZM185 264H187V263H185Z\"/></svg>","mask_w":264,"mask_h":264}]
</instances>
